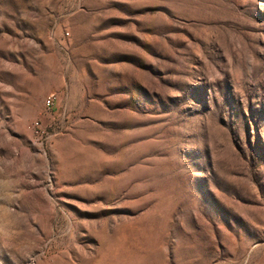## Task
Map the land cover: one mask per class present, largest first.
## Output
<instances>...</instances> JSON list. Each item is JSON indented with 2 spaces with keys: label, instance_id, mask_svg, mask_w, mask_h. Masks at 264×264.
<instances>
[{
  "label": "rangeland",
  "instance_id": "rangeland-1",
  "mask_svg": "<svg viewBox=\"0 0 264 264\" xmlns=\"http://www.w3.org/2000/svg\"><path fill=\"white\" fill-rule=\"evenodd\" d=\"M0 264H264V0H0Z\"/></svg>",
  "mask_w": 264,
  "mask_h": 264
},
{
  "label": "built area",
  "instance_id": "built-area-1",
  "mask_svg": "<svg viewBox=\"0 0 264 264\" xmlns=\"http://www.w3.org/2000/svg\"><path fill=\"white\" fill-rule=\"evenodd\" d=\"M46 106L47 107H52L53 106V100L52 99H47L46 100Z\"/></svg>",
  "mask_w": 264,
  "mask_h": 264
}]
</instances>
